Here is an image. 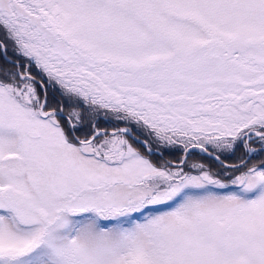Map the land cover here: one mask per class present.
<instances>
[{"label":"snow or ice","instance_id":"1","mask_svg":"<svg viewBox=\"0 0 264 264\" xmlns=\"http://www.w3.org/2000/svg\"><path fill=\"white\" fill-rule=\"evenodd\" d=\"M0 60V264H264V0H0Z\"/></svg>","mask_w":264,"mask_h":264},{"label":"trees","instance_id":"2","mask_svg":"<svg viewBox=\"0 0 264 264\" xmlns=\"http://www.w3.org/2000/svg\"><path fill=\"white\" fill-rule=\"evenodd\" d=\"M2 62H3V61H2V60H0V63H2ZM102 126H104V127H108V128H109V130H111V126H107V125H102ZM178 155H179V153H177V154L173 155V156H172V157H170V158H173V159H175V158H176V156H178ZM237 155L239 156V155H240V153L238 152V153H237ZM165 156H166V158H169L167 154H165ZM262 159H264V156L256 157V158H255V159L252 161V163H258V162H259L260 160H262ZM231 162H236V158H235V157H233Z\"/></svg>","mask_w":264,"mask_h":264}]
</instances>
